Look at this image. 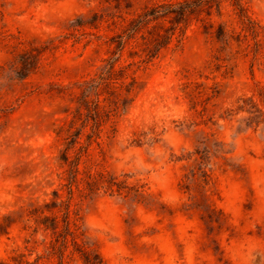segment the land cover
<instances>
[{
    "label": "rangeland",
    "instance_id": "1",
    "mask_svg": "<svg viewBox=\"0 0 264 264\" xmlns=\"http://www.w3.org/2000/svg\"><path fill=\"white\" fill-rule=\"evenodd\" d=\"M154 2L0 0V264H264V0H242L257 35L222 0L145 64L118 44ZM111 58L135 83L101 98L119 108L99 138L82 130L79 187L104 172L123 188L70 194L75 84Z\"/></svg>",
    "mask_w": 264,
    "mask_h": 264
},
{
    "label": "trees",
    "instance_id": "2",
    "mask_svg": "<svg viewBox=\"0 0 264 264\" xmlns=\"http://www.w3.org/2000/svg\"><path fill=\"white\" fill-rule=\"evenodd\" d=\"M153 1L155 2L152 5L147 6L142 12L131 19L129 27L124 31L123 35L120 36L121 41L118 44V48L122 50L124 48V39H131V42L139 41V49L134 51L132 55L139 56L142 59L141 63L145 64L152 63L158 59L161 53L172 43L176 34L179 33L180 36H183L185 30L193 22L199 21L203 14L210 16L213 8L220 11V5L222 2V0ZM229 1L232 3L233 7H235L240 19L243 22H249L253 27L252 30L254 34L257 35L259 25L248 15L247 8L243 5L242 0ZM218 31L221 35L225 33V30L221 25L219 26ZM117 61L118 59H108L99 72L95 73L89 79H85L75 84L79 89V96L77 98L78 108L69 122V129H74L78 123H81V129L76 130L66 138L68 149H72L77 144H80L82 130L88 127L90 123H92L93 130L90 135H87L88 141H92L95 137L99 138L102 133V126L108 123L112 112L118 110V102H115V105H117L115 109L109 112L105 111L103 109L104 107L101 106L102 97L104 101L110 100L111 96H113L118 89L124 90L127 93L131 92V87L135 83V79L134 77H131L128 68L120 67L117 69ZM130 78L132 81L127 82ZM241 101L244 104L240 106L238 110H247L252 117L249 118L251 119V123L255 121L258 122V119L263 115L262 110L252 98L241 99ZM122 104L125 105V102L123 101ZM64 129V126L60 127L58 134H61ZM83 148L84 147L80 144L74 160L69 161L68 156L64 158L66 162H69L66 187L70 194H73L74 188H77L81 194L84 195L94 193L104 188L111 192L117 191L120 193L124 182L118 181L117 177L104 172H99L96 175H89L87 187L80 190L79 164ZM200 175L207 177V173L204 170H200ZM64 223L66 233H71L69 207L66 208L64 213ZM39 224L45 226L46 230L52 228L55 234L57 233V227H52L51 224L46 223V221H40ZM82 255L85 264H102V261L90 251L82 250ZM24 258V255H22L21 261H15L16 264H33Z\"/></svg>",
    "mask_w": 264,
    "mask_h": 264
}]
</instances>
